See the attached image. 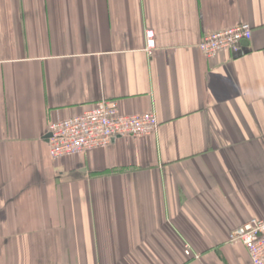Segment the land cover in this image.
<instances>
[{"label":"crops","instance_id":"0c3cea01","mask_svg":"<svg viewBox=\"0 0 264 264\" xmlns=\"http://www.w3.org/2000/svg\"><path fill=\"white\" fill-rule=\"evenodd\" d=\"M102 100L156 133L52 160ZM263 217L264 0H0V264H250L227 237Z\"/></svg>","mask_w":264,"mask_h":264},{"label":"built area","instance_id":"2783aa9c","mask_svg":"<svg viewBox=\"0 0 264 264\" xmlns=\"http://www.w3.org/2000/svg\"><path fill=\"white\" fill-rule=\"evenodd\" d=\"M248 24L205 35L198 45L207 59L219 52L238 53L242 42L251 39ZM155 49V36L151 29L145 31V51L150 56ZM158 121L154 114L125 115L119 111L116 101L102 100L80 115L52 123L48 126L49 156L52 160L80 155L109 146L119 138H143L156 133ZM230 245L243 246L250 264H264V217L252 218L232 229L227 237ZM189 255V250H185Z\"/></svg>","mask_w":264,"mask_h":264},{"label":"water","instance_id":"95a60500","mask_svg":"<svg viewBox=\"0 0 264 264\" xmlns=\"http://www.w3.org/2000/svg\"><path fill=\"white\" fill-rule=\"evenodd\" d=\"M246 44H247V41H243V42H242V46H243V45H246Z\"/></svg>","mask_w":264,"mask_h":264}]
</instances>
